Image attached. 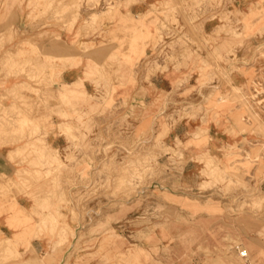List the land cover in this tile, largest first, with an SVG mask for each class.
I'll use <instances>...</instances> for the list:
<instances>
[{
    "label": "rangeland",
    "instance_id": "374dc122",
    "mask_svg": "<svg viewBox=\"0 0 264 264\" xmlns=\"http://www.w3.org/2000/svg\"><path fill=\"white\" fill-rule=\"evenodd\" d=\"M231 1L155 0L138 23L128 0H29L36 25L10 44L16 15L0 0V153L12 149L20 169L0 175V205L41 198L34 236L49 243L19 249L1 237L0 264H264V0ZM203 6L217 24L210 34L187 14ZM75 26L84 39L61 42L57 31ZM239 48L254 66L237 86L228 65ZM79 64L83 78L59 88ZM169 66L188 72L155 93L151 77ZM199 118L194 142L165 138ZM212 122L235 142L185 169L184 149L202 150ZM48 130L67 136L65 151L43 142Z\"/></svg>",
    "mask_w": 264,
    "mask_h": 264
},
{
    "label": "crops",
    "instance_id": "0c3cea01",
    "mask_svg": "<svg viewBox=\"0 0 264 264\" xmlns=\"http://www.w3.org/2000/svg\"><path fill=\"white\" fill-rule=\"evenodd\" d=\"M128 1V4H125L126 12L134 15V19L138 23L140 22L139 15L144 14L155 2V0ZM254 2H256V0H232L229 3V7L236 9H247ZM28 3L29 0H23L22 2L20 0H9L8 2L9 8L13 10L16 15V19L13 22V27L15 29V33H17L19 36H15V38L10 41V44H13V42L18 40V38L21 36L29 34V31H32L36 25L34 22L29 20ZM94 8L95 7H91L90 10ZM187 14L190 19H193L192 24L201 26L206 34L212 33L217 26L214 20L206 19L208 12L204 6L202 8L197 7L196 9L193 8L192 10H187ZM3 19L4 18L0 19V30L2 28ZM181 22L183 23L185 21L181 18ZM57 32L61 36V42H65L67 45L73 42H80L84 39V36L78 33V28L76 26L71 30L62 29ZM214 39L216 42L223 40L222 37H215ZM50 43L51 41L47 42L49 48L52 47ZM146 50L147 49H145V51ZM141 51L142 49L138 48L134 53V56L141 55ZM235 58L238 60H234ZM244 58L245 53L242 48H239L237 50V55H235L233 58L234 62L228 65L229 71L232 72V82L237 86L242 85L247 81V76L243 75L240 70L244 66H254L253 64L243 62ZM232 67H234V69ZM186 72H188V68L177 70L174 68V66H169L166 70L156 72V74L151 77L149 86L155 91V93L159 91L170 92V90H172L179 83L181 79L180 75ZM83 75L84 72L82 66L79 64L74 68L64 70L59 76V83L57 85L59 88H63L64 85L71 84L80 77L83 78ZM90 85L91 83L87 81L83 83L85 90H88V86L90 87ZM145 87H147L145 82H140L137 85V95L139 98L146 99L147 95L145 92H143ZM57 117L61 118L59 114L53 115V118ZM200 120L201 119L199 118L197 120L184 119L180 121L167 132L165 138L174 144L172 146H176L177 140L181 142H194L196 138L193 137V134H197L201 129V125H199ZM206 131L208 139L206 146L202 150L197 149L196 144L191 143L188 144L184 149V152L189 159L185 169L191 170L198 168L197 162L196 160H193V157H197V154L201 152L206 153L208 156L222 158L224 156L226 147L235 142V138L228 134L223 126H219L213 122L209 124ZM42 138L43 142H45L47 146H52L62 151H65L69 144L67 136L61 132L53 133L52 131L48 130V132H46ZM236 138L238 146L243 145L244 140L247 141V136L245 134H239ZM246 150H250L249 146L246 147ZM11 151L12 149H3L0 153V174L10 176L15 171L20 170L17 168V162L9 159ZM262 186L263 184H261V187ZM41 203L42 199H35L29 191V194L23 192L17 193L14 196L13 202L0 205V238L4 236L13 238V240L17 243V247L19 246V249H25L26 245H24V243H27V240H29V244H31L33 247L41 250L47 248L49 243L46 238L40 240L34 236L35 233H38L35 224H37L40 219L39 215L36 213V210L38 209L39 211L38 207Z\"/></svg>",
    "mask_w": 264,
    "mask_h": 264
},
{
    "label": "bare ground",
    "instance_id": "6f19581e",
    "mask_svg": "<svg viewBox=\"0 0 264 264\" xmlns=\"http://www.w3.org/2000/svg\"><path fill=\"white\" fill-rule=\"evenodd\" d=\"M41 45H42V44H41ZM63 54H64V53H63ZM63 54H62V55H63ZM65 54H66V53H65ZM65 54H64V55H65ZM63 123H64V122H63ZM48 148L52 150V147L48 146ZM51 160H52V161H54V160H58V154H56L55 157H54V155H52V156H51ZM0 175H2L3 177L6 176V175H4V174H0ZM2 176H1V177H2ZM7 178H8V177H7ZM8 180H9V179H8ZM12 180H13V179H12ZM2 181H3V179H2ZM13 181H14V180H13ZM6 182H8V181H6ZM0 184H1V183H0ZM2 184H4V183H2ZM7 184H8V183H7ZM9 184H10V183H9ZM8 186H9V185H8ZM6 188H8V187H6ZM13 204H14V203H13ZM22 210H23V209H22ZM27 212H28V211H27ZM75 235H76V234H75ZM64 238H65V237H64ZM6 239L8 240L9 238H6ZM10 240H11V239H10ZM9 248H11V247H9ZM9 248H8V249H9ZM13 250H14V248H13ZM15 250H16V249H15Z\"/></svg>",
    "mask_w": 264,
    "mask_h": 264
},
{
    "label": "built area",
    "instance_id": "2783aa9c",
    "mask_svg": "<svg viewBox=\"0 0 264 264\" xmlns=\"http://www.w3.org/2000/svg\"><path fill=\"white\" fill-rule=\"evenodd\" d=\"M239 253L241 255V257L245 258V261H248V252L244 249H239Z\"/></svg>",
    "mask_w": 264,
    "mask_h": 264
}]
</instances>
